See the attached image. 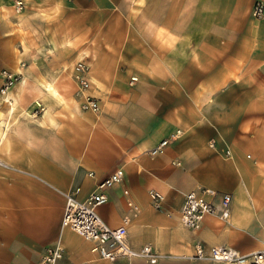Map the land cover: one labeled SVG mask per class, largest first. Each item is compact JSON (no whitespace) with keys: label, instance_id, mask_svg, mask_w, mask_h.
I'll return each mask as SVG.
<instances>
[{"label":"crops","instance_id":"obj_1","mask_svg":"<svg viewBox=\"0 0 264 264\" xmlns=\"http://www.w3.org/2000/svg\"><path fill=\"white\" fill-rule=\"evenodd\" d=\"M22 1L19 31L13 0H0V71L22 75L12 102L0 97V264H37L57 241V264H151L104 260L61 228L63 194L82 201L118 168L123 180L97 213L110 227L127 218L131 248L168 256L154 264H211L189 258L197 242L264 248V20L252 16L264 0ZM80 59L83 94L72 77ZM84 94L99 111L81 109ZM203 189L231 195L230 217L193 231L179 210L184 193Z\"/></svg>","mask_w":264,"mask_h":264},{"label":"built area","instance_id":"obj_2","mask_svg":"<svg viewBox=\"0 0 264 264\" xmlns=\"http://www.w3.org/2000/svg\"><path fill=\"white\" fill-rule=\"evenodd\" d=\"M15 11L23 10L22 0H13ZM252 16L264 20V3L257 1L252 9ZM24 67V64L21 65ZM90 66L83 60L76 61L72 66V77L78 84V93L89 88L88 74ZM19 73H12L6 69L0 71V97L2 101L10 104L8 99L11 88L20 81ZM98 102L91 96L82 95L81 109L93 112L99 111ZM174 134L171 137L174 138ZM169 139L160 141L156 146L147 151L150 156L162 152ZM179 165V162H173ZM123 180V170L116 169L104 178L86 199L78 200L72 193H64V208L61 219V228H68L92 243L91 250L100 258L107 261H115L118 258L141 259L154 264L167 255L155 252L150 245H144L139 249L130 247L127 240V218L118 227H110L98 215L97 208L107 202L105 189ZM126 194L127 192L124 191ZM151 206L157 211L164 210V195L157 190L148 191ZM216 198V199H215ZM231 195L229 193H217L213 189H203L200 192L189 191L184 193L183 202L179 210L180 222L188 229L196 231L200 229L206 216H215L223 221L230 217ZM131 211L137 208L130 202L127 203ZM166 215H169L168 212ZM64 248L60 242L47 247L37 264H57L63 257ZM192 260L209 261L211 264H264V248L248 254H242L238 250L222 245H216L205 249L199 242L194 244Z\"/></svg>","mask_w":264,"mask_h":264},{"label":"rangeland","instance_id":"obj_3","mask_svg":"<svg viewBox=\"0 0 264 264\" xmlns=\"http://www.w3.org/2000/svg\"><path fill=\"white\" fill-rule=\"evenodd\" d=\"M23 5H24V8H23V10H21V11H19V12H17V11H15V8L12 6V8H13V15L14 16H17L18 18H19V23H20V25L18 26V27H16V28H18L19 29V31L20 30H23V28L24 27H22V21H21V18H22V15L24 14V11L25 10H28L29 9V7L26 5V4H24V2H23ZM30 10H32L34 13H35V16L37 17V15H38V8L37 7H32V8H30ZM33 19V18H32ZM36 19V18H35ZM34 20V19H33ZM36 25H37V21H35L34 20V23H33V26H35L34 28H35V30H36ZM27 31V30H26ZM22 34H23V32H21ZM25 35L27 36L28 35V32H26L25 33ZM37 50H39L38 48H36ZM34 59H36V58H34ZM22 64H24V66H25V63H24V61H19V67H21V65ZM22 68V67H21ZM22 76V75H21ZM20 80H21V77H20ZM40 108H38V110H35L33 113H39L40 112V110H39ZM234 207V209H233V215H235V212H236V208H235V206H233ZM235 228H242V226L241 225H233ZM250 230H251V228H250ZM245 231V230H244Z\"/></svg>","mask_w":264,"mask_h":264},{"label":"bare ground","instance_id":"obj_4","mask_svg":"<svg viewBox=\"0 0 264 264\" xmlns=\"http://www.w3.org/2000/svg\"><path fill=\"white\" fill-rule=\"evenodd\" d=\"M19 84V83H18ZM264 204V203H263ZM263 208H264V205H263Z\"/></svg>","mask_w":264,"mask_h":264}]
</instances>
